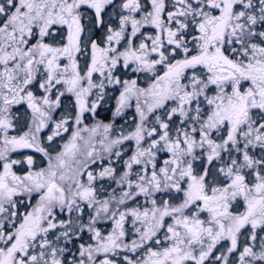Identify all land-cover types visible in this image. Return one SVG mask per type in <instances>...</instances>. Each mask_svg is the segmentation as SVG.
Returning a JSON list of instances; mask_svg holds the SVG:
<instances>
[{
    "label": "snow or ice",
    "instance_id": "6c2138e0",
    "mask_svg": "<svg viewBox=\"0 0 264 264\" xmlns=\"http://www.w3.org/2000/svg\"><path fill=\"white\" fill-rule=\"evenodd\" d=\"M114 4L0 0V264H264V0ZM108 86L113 121L84 124Z\"/></svg>",
    "mask_w": 264,
    "mask_h": 264
},
{
    "label": "rangeland",
    "instance_id": "374dc122",
    "mask_svg": "<svg viewBox=\"0 0 264 264\" xmlns=\"http://www.w3.org/2000/svg\"><path fill=\"white\" fill-rule=\"evenodd\" d=\"M119 4H120V0H115L114 6L107 9V12L105 14L106 20H110L113 22L116 20L117 8H118ZM113 26H115L114 23H113ZM149 31H151V30L149 29ZM84 62H85L84 57H81V64H83ZM116 74L119 75L122 80L123 79H137L138 83H141V86H144L143 82L146 80L147 75H148V74H144V75L138 76L137 74L132 73L130 69H124L122 67L118 68V71ZM94 79H98V78L94 77ZM33 90L36 91V89H33ZM120 90H121L120 86H108L105 89V98L100 103V106L97 108L96 114L93 116V114H91V113H85L84 124L92 125V124L96 123L97 121H101L103 123L112 122L114 119L113 114L115 112L116 102H117V98L119 96ZM40 94L41 93L37 91V95H40ZM94 98H95V96L93 95V97H90L89 99L91 100ZM73 105H74V98L73 97H71L70 95L63 97L62 98V107L60 109L56 110V113L54 114V118L58 119L61 115H64L66 111H74ZM14 111L16 112L17 116H23V114L30 112V110L27 109L26 105L15 106ZM135 115L136 114H135L134 106L132 108L126 109L122 116L115 117L116 128L120 129V130H124L126 133L128 131L133 130V128H134L133 117H135ZM51 127L52 126L50 125L48 129H45L41 133L42 139L46 138L47 135L51 134ZM70 131H71V128H70ZM13 134H15V133H13ZM69 135H70V132L64 133L62 138L61 137L56 138L54 145L55 146L62 145L68 139ZM124 150H125V155H124L123 159L126 160L128 158V156L131 155V153L134 151V141L126 142L124 145ZM26 155H32L34 157V159L36 160V167L46 166V158L43 157V154L37 153L34 150H22L21 153H14L13 158L19 159V158H22V156H26ZM165 158H167L166 155L161 154L159 157V160L162 161ZM113 161L114 162H113L112 166L117 168L118 173L122 172L124 169V165H123L122 161H116L114 157H113ZM203 165H204V163H203ZM104 166H108L107 159H105V161H104ZM201 166H202L201 161H197L196 164L194 165V167H196L197 169H199ZM94 167H95V170H97V171L100 169L99 161H98L97 165ZM17 170H19V169H17ZM134 170L138 171L139 168L137 167ZM100 183L104 184L105 188H109V182L101 181ZM110 190L111 189L109 188V191ZM174 195L178 196L179 194H174ZM164 198L169 199L170 197L164 196ZM139 202H142V200ZM239 210L242 211L243 209L240 208ZM87 212H88V210L85 211V222L87 220ZM60 218H65V214H60ZM97 226L101 229L102 232H105V233L107 231L111 230V222L110 221L109 222H102ZM126 227H127V225H126ZM261 235H264V233H261ZM87 236H89V235H87ZM87 240H89V238H87ZM86 241H84V242H86ZM227 243L228 242H222L223 245H227ZM241 243H243V238H241ZM70 245H72V244H70ZM232 259L233 258L230 257V260H232Z\"/></svg>",
    "mask_w": 264,
    "mask_h": 264
},
{
    "label": "flooded vegetation",
    "instance_id": "af4514ba",
    "mask_svg": "<svg viewBox=\"0 0 264 264\" xmlns=\"http://www.w3.org/2000/svg\"><path fill=\"white\" fill-rule=\"evenodd\" d=\"M110 8V7H109ZM137 75L139 76H141V75H144V73H137ZM202 162V165H203V161H201ZM206 166V165H205ZM86 234V235H85ZM84 235H83V239H80V240H74L71 244L72 245H69V247L71 248V250H72V252L73 253H75L76 252V246L79 244V243H82V242H84V241H86L87 240V238H89V236H87V235H90V234H88V233H85ZM88 241V240H87ZM226 246V245H225ZM222 250H223V248H221ZM124 255V253H121V255H120V257H119V261H118V264H123V260H122V256Z\"/></svg>",
    "mask_w": 264,
    "mask_h": 264
}]
</instances>
